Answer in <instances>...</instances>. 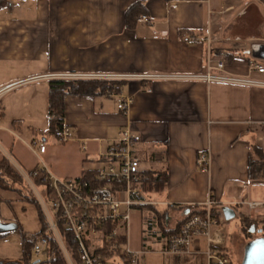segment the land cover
I'll list each match as a JSON object with an SVG mask.
<instances>
[{
	"label": "crops",
	"instance_id": "crops-1",
	"mask_svg": "<svg viewBox=\"0 0 264 264\" xmlns=\"http://www.w3.org/2000/svg\"><path fill=\"white\" fill-rule=\"evenodd\" d=\"M7 1L0 8V89L7 88L0 97V139L1 148L16 154L24 168L33 171L43 161L54 175L65 178L98 171L106 167L101 154L129 130L141 136L137 151L142 169L168 173L165 190L157 194L168 211V224L180 208L202 207L211 195L225 204L241 194L251 198V146L264 149V87L134 76L205 74L209 59L216 65L226 56L229 74L264 80V73L249 72L252 57L264 64L261 52L251 50L255 41L264 47V0ZM137 1L145 4L151 23L138 21L130 28L125 14ZM185 37L197 42L188 43ZM236 37L241 40L226 42ZM60 74L130 76L121 94L132 103L121 111L117 95H68L64 122L73 128V137L55 140L48 136L49 81ZM9 135L23 145L16 148ZM35 142L46 146L44 153L32 151ZM25 146L33 159L24 154ZM203 154L210 159L207 171L198 164ZM20 201L15 203L22 207L20 215L4 203L0 218L17 223L28 236L37 234L41 222L35 206ZM30 210L36 231L26 228L29 220L24 217ZM149 211L150 222L158 226L153 238L162 251H143L139 264H163L167 237L156 211ZM260 215L259 220L264 212ZM229 241L225 236L222 250L230 261ZM91 242L100 245L96 238ZM185 257L204 255L176 256L175 264Z\"/></svg>",
	"mask_w": 264,
	"mask_h": 264
},
{
	"label": "built area",
	"instance_id": "built-area-1",
	"mask_svg": "<svg viewBox=\"0 0 264 264\" xmlns=\"http://www.w3.org/2000/svg\"><path fill=\"white\" fill-rule=\"evenodd\" d=\"M139 21L151 23V19L143 14ZM165 33V32H164ZM157 32L154 38H159ZM188 43H195V37H185ZM241 38H226V42L237 43ZM212 43V39H207ZM263 44L252 42V52H261ZM228 57H222L216 65L209 59L208 71L205 74H151L145 76H134L148 79H173V80H192L204 79L208 82L217 81L229 84H239L248 86L264 87V80L255 79L248 76H235L229 74L225 68ZM216 70V72H213ZM249 72L264 73V64L252 57L249 64ZM61 78H76L74 74H60ZM133 77V76H132ZM90 78H104L102 76H91ZM130 76H106L105 79H127ZM7 88L0 89V97ZM118 108L127 111L132 103V98L124 97L119 94ZM54 136L59 141H67L73 137V128L65 122L61 129L56 131ZM141 136L132 131L126 130L114 141L109 148L101 154V158L106 162V167L98 170V179L105 182L104 186L90 187L87 181H77L75 178H61L54 175L47 165L43 162L33 170V175L24 173V177L33 191H38L33 176L44 175V181L48 182L50 188L56 193L54 201H47L38 191V199L47 216L49 227L57 237L69 264H73L69 254L63 244L57 223L59 212L63 211L68 219V225L73 229L80 245L81 264H110L104 254L97 252L96 249L103 245V234H99L96 227L91 226L90 221H95L98 225L112 219L117 221L116 227L107 236V244L110 250L119 255L123 264H139L140 256L143 251L133 249L129 245L128 230L132 218V210L145 205H158L160 202L148 198L143 192L141 175L144 169L141 167V157L138 155V145ZM35 154L44 153L46 146L43 143L35 142L30 145ZM210 159L207 154L199 156L198 164L203 171L209 169ZM244 187V186H243ZM36 190H35V189ZM88 190L86 192L85 190ZM52 205V211L47 208V204ZM83 206V212L78 218L75 217L76 205ZM227 205L236 210L240 215L253 218L254 213L264 210V201H253L248 195L241 194L238 198L225 204L216 198L209 196L201 207V212L192 213L188 210L180 214L178 219L180 225L177 230L167 238L164 253L172 256H197L204 255L207 264H229L228 256L224 255L223 248L226 246L224 235V218L221 207ZM87 206L96 207L94 213L85 211ZM174 223H176L174 221ZM177 224V223H176ZM175 224V225H176ZM171 225V224H170ZM121 233L126 238L125 243H121L119 237ZM98 239L99 246H92L91 240ZM27 241L33 245V264L42 261L44 250L48 245L45 235L33 234L27 236ZM89 242V243H88ZM121 264V263H120Z\"/></svg>",
	"mask_w": 264,
	"mask_h": 264
},
{
	"label": "trees",
	"instance_id": "trees-1",
	"mask_svg": "<svg viewBox=\"0 0 264 264\" xmlns=\"http://www.w3.org/2000/svg\"><path fill=\"white\" fill-rule=\"evenodd\" d=\"M8 3L7 0H0V8L4 7ZM146 6L142 1H137L130 5L125 14L126 25L130 28L138 24L139 18L146 14ZM127 80L125 79H105V78H53L49 81V133L54 135L56 131L62 128L65 118L66 103L65 99L68 95L76 96H112L122 93ZM3 116V112L0 108V119ZM33 175V171H30ZM248 177L253 182H259L264 180V149L253 144L249 154V168ZM77 181H87L91 185L90 187L104 186L106 183L98 179V171H88L85 174L75 178ZM169 176L165 170H151L147 169L142 172L141 181L143 192L148 198H152L153 195L161 194L168 183ZM33 181L38 189L42 188L40 193L47 201H54L56 199V193L50 188L48 182L44 181V175L33 176ZM0 191H15L21 197L22 200L31 203L35 206L39 220L41 222V230L37 233L45 235L48 239V245L44 250L43 259L38 264H69V261L65 255L63 248L61 247L57 237L51 231H48L49 222L47 216L43 210V207L36 197L32 187L28 184L23 174L12 164L10 159L3 157L0 160ZM88 192V190H85ZM8 201L2 198L0 195V203ZM76 205V204H75ZM148 210L156 211L158 217L159 227L163 231L165 237H169L170 234L175 232L181 222L179 218L175 219L177 223L168 224V211H160L156 208V205H145ZM96 207L87 206V213H94ZM191 210L192 213L201 212V207L191 206L187 208H180L178 215L186 213ZM75 217L78 218L83 212V206L76 205L74 209ZM59 221L57 227L62 238L63 244L69 254V257L73 264H81L80 260V245L79 241L74 233L73 229L68 225L69 221L64 216V212L60 211ZM238 216L241 219L242 230L250 237L253 233H259L261 229L264 233V218L261 220L249 219L240 214ZM176 217V216H174ZM257 222L262 224V227L257 229ZM91 226L96 227L99 234H103V245L99 246L96 251L105 255L107 259L115 256L114 252L110 250L107 244V236L110 235L112 230L116 227L117 221L108 220L105 223L98 225L95 221H90ZM176 224V225H175ZM256 227V228H255ZM255 228V231L252 229ZM22 243H23V255L20 259H5L1 260L0 264H33V245L27 241L28 234L22 231ZM243 232V233H244ZM8 233L0 234V237L8 235ZM119 240L121 243L126 242V238L121 233ZM89 243V242H88ZM227 256L226 252H223Z\"/></svg>",
	"mask_w": 264,
	"mask_h": 264
},
{
	"label": "rangeland",
	"instance_id": "rangeland-1",
	"mask_svg": "<svg viewBox=\"0 0 264 264\" xmlns=\"http://www.w3.org/2000/svg\"><path fill=\"white\" fill-rule=\"evenodd\" d=\"M10 136L11 143H14V145L17 147L22 146L21 140L19 138H14L12 135ZM49 137H53L55 140V136L48 133ZM37 139L41 140L42 137L38 136ZM13 141V142H12ZM3 144L2 140L0 139V159L3 155L8 157L14 166L24 175L26 173L27 175L31 176V173L29 170L24 168L21 165L20 160L17 158L16 154H13V152H10V150L7 148L6 152L1 148V145ZM22 144V145H21ZM4 145V144H3ZM23 148V147H21ZM23 151L25 155H27L30 159L34 158V155L31 150H29L26 146L24 147ZM2 152V154H1ZM28 152V153H27ZM42 162L39 161V165L41 166ZM62 177V176H60ZM65 178V177H62ZM250 196L251 200L253 201H264V183H256V182H250ZM35 189V188H34ZM36 190V189H35ZM39 191H42V188L38 189ZM36 197L38 198L36 192L34 191ZM0 195L3 199L8 200L0 203V207L3 208L4 203H7L9 208L11 209V212L15 215H20V210H22L21 206H17L16 202H21L20 199L22 197L15 191H0ZM212 196V195H211ZM159 195H153L152 199L156 200L157 202H161V198H159ZM213 197V196H212ZM21 207V208H20ZM225 206L221 207L222 210V216L224 217L223 208ZM47 208L52 211V205L50 203L47 204ZM157 208L161 211H164L163 206L160 204L157 206ZM263 211H258L257 213H254L253 218L249 217V219H255L258 220L261 218V213ZM26 213V212H24ZM239 213H237L236 217L232 218L231 220L224 219V235L230 240L229 241V253H230V264H241L242 258H243V252H244V246L252 238L258 237L262 234L260 233H253L250 237H248L245 232L241 229V219L238 216ZM152 214L147 209H138L134 208L132 210V218L130 222V227L128 230V237L131 247L133 249H137L138 247L141 249H137L140 251H150L155 252L158 250L162 251V246L159 241H156L153 238V235L158 234V226L150 222L152 218ZM243 216V215H242ZM180 215H176L173 220L176 218H179ZM246 217V216H244ZM27 221L29 220L28 225L26 228L29 231H36L38 229V224L36 221V218L33 216V212L30 210L26 217H24ZM225 218V217H224ZM3 222H7L3 218H1ZM257 229L262 227V224L260 222H257ZM256 228V227H255ZM22 231L25 232L24 229L20 226L16 230H11L8 235L0 237V261L5 259H15L18 260L23 255V243H22ZM244 232V233H243ZM27 233V232H26ZM28 234V233H27ZM148 242H151L150 244H147ZM164 243V242H163ZM150 245V246H148ZM145 254H142L140 256V260H144ZM178 257V256H177ZM180 264H207L206 258L204 257H185V258H179ZM163 264H175L176 263V256L172 255H164ZM110 264H118L122 263V260L119 256H115L109 260Z\"/></svg>",
	"mask_w": 264,
	"mask_h": 264
},
{
	"label": "water",
	"instance_id": "water-1",
	"mask_svg": "<svg viewBox=\"0 0 264 264\" xmlns=\"http://www.w3.org/2000/svg\"><path fill=\"white\" fill-rule=\"evenodd\" d=\"M261 55L264 56V47L261 50ZM223 212L226 220H231L237 215L236 210L230 206H225ZM16 229H18L17 223L3 222L0 218V234ZM252 230L255 231V228ZM259 231V233H262L261 230ZM241 264H264V236L255 237L247 241L244 246Z\"/></svg>",
	"mask_w": 264,
	"mask_h": 264
},
{
	"label": "flooded vegetation",
	"instance_id": "flooded-vegetation-1",
	"mask_svg": "<svg viewBox=\"0 0 264 264\" xmlns=\"http://www.w3.org/2000/svg\"><path fill=\"white\" fill-rule=\"evenodd\" d=\"M261 236V235H260ZM260 236H258V237H260Z\"/></svg>",
	"mask_w": 264,
	"mask_h": 264
}]
</instances>
